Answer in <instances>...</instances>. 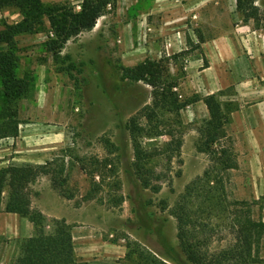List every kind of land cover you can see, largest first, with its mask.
<instances>
[{"label":"rangeland","instance_id":"obj_1","mask_svg":"<svg viewBox=\"0 0 264 264\" xmlns=\"http://www.w3.org/2000/svg\"><path fill=\"white\" fill-rule=\"evenodd\" d=\"M39 2L43 8L77 11L81 0ZM253 4L258 18L246 22L236 0H110L93 28L82 29L54 51L49 48L48 36L53 34L48 31L47 12L30 17L40 21L30 32L9 37V26L22 21L23 15L15 7L0 8V53L13 52L14 72L26 83L24 93L10 103L17 110L18 133L0 138V168L44 166L58 170L57 183L65 180V195L53 186L50 175H40L28 187L31 207L42 212L45 233L51 232L53 219L65 220L79 260L133 264L125 258L127 242L158 254L167 252L168 245H177L176 223L169 209L185 185L207 167V156L196 149L197 128L207 118V109L199 100L183 108L178 121L167 117L173 134L182 138L180 155L170 163L163 158L153 163L154 172L168 173L170 182L153 180L161 184L158 192L143 188L127 171L133 153L125 126L151 102V87L122 79L121 68L188 48L185 57L169 61V81L180 98L204 96L207 90L202 73L208 62L203 49H191L189 44L191 38L192 44L199 45L198 36L206 39L207 49L221 35L226 47L240 49L235 62L226 65L230 83L214 93L222 104L234 108L227 132L239 165L226 174L225 187L229 199L258 202L252 205L253 216L264 218V198L260 199L264 114L257 115L252 109L257 101H264V0ZM179 33L178 41L176 37L170 40L169 35ZM254 53L258 56L255 62V57L250 58ZM244 55L248 70L240 57ZM247 87L254 92L251 101L240 95ZM5 105L0 81V112ZM245 113L253 117L255 126H242ZM105 140L117 147L113 153ZM168 140L167 135L143 136L140 142L152 147ZM104 158L112 160L106 169L114 167L116 174L105 169L104 181L93 190L88 172ZM93 178L101 180L98 172ZM87 192L92 194L89 199ZM7 196L5 187L0 191V264H11L21 242L34 234L29 218L4 211ZM216 228L219 232L212 238L211 249L224 246L231 238L224 224Z\"/></svg>","mask_w":264,"mask_h":264},{"label":"trees","instance_id":"obj_2","mask_svg":"<svg viewBox=\"0 0 264 264\" xmlns=\"http://www.w3.org/2000/svg\"><path fill=\"white\" fill-rule=\"evenodd\" d=\"M109 3L110 0H81L79 10L74 11L71 8H43L39 0H0V8L15 7L23 15L22 21L9 26V37L30 32L40 22L30 17L47 12L48 31L53 34L48 36L49 48L54 51L82 29L93 28ZM236 3L244 21L258 18L254 0H236ZM199 41H202L201 38ZM189 44L192 45L191 49L199 48L198 44H192L191 41ZM189 52L187 48L170 56L156 60L145 58L135 65L121 68L122 79L142 81L151 87V102L141 108L139 116H131L125 126L133 153L127 171L143 188L158 192L161 184L153 180L170 182L171 176L168 173L154 172L153 163L158 158L170 163L180 155L182 138L173 134L167 117L172 116L173 120L178 121L181 110L199 100L204 103L208 113L197 128L196 142L197 151L207 156V167L201 175L185 185L169 209L176 223L177 245H168L167 252L158 254L139 243L127 242L125 258L133 264H264V221L261 217L255 218L252 211V205L258 202L229 199L226 193V174L237 168L233 140L227 133L229 114L234 108L227 103L222 104L213 93L180 98L173 90L174 84L169 81V61H177ZM15 65L16 58L12 51L0 53V81L7 103L0 112V138L16 136L18 133L17 110L10 103L15 96L24 93L26 83L16 76ZM161 135H167L169 140L160 146L144 147L140 142L143 136ZM105 144L109 147V153L117 149L109 140H105ZM110 164L111 159H101L94 170L88 172L92 176L93 190L104 181V171ZM106 170L110 175L116 174L114 167ZM97 172L100 174V182L93 180ZM43 174L50 175L53 186L65 195L62 188L65 180L57 183L60 177L57 169L44 166L0 168V191L5 187L8 190L4 211L29 218L34 228V234L21 242L19 252L11 264H87L76 257L70 226L65 220L53 219L51 232L45 233L42 212L31 207L28 187ZM90 192L85 194L87 199L92 197ZM263 198L264 189L260 196V199ZM221 223L227 227L231 238L224 246L211 249L209 245L219 232L216 227H220Z\"/></svg>","mask_w":264,"mask_h":264},{"label":"crops","instance_id":"obj_3","mask_svg":"<svg viewBox=\"0 0 264 264\" xmlns=\"http://www.w3.org/2000/svg\"><path fill=\"white\" fill-rule=\"evenodd\" d=\"M160 7V6H158ZM159 8H157L156 10H158ZM249 21V20H248ZM246 21V22H248ZM227 34V33H226ZM225 34V35H226ZM176 35V36H175ZM175 35H169L170 40H172L174 37L177 38V41L180 39V33L179 34H175ZM199 38H201V36H198ZM198 38V40H199ZM221 38H225L224 35H221L220 38L218 39H213L212 40V48H206L207 45V41H205V38H201L202 41H198L199 43V48H196L198 50L203 49L204 55L207 59L208 65L205 67L204 72L202 73L204 75V78L202 79L203 83L205 84V88L207 90L206 94H214L217 91H220L224 88V86L227 84H229L230 82L228 81V78H226L225 73H226V65H232L235 62V59L237 57V55L240 53V49L236 50L234 49V47H226V43L223 44V42L220 41ZM190 41L191 38H190ZM230 41V40H229ZM180 45V44H179ZM254 46V45H253ZM240 47V46H239ZM253 48V47H252ZM235 50V51H233ZM202 51V50H201ZM244 53V52H242ZM241 58L244 57L242 60L244 61L245 65L244 68L247 67V63H246V55L244 56H240ZM255 57L254 62L257 60L256 54L254 53V55L250 56V58ZM250 64V62H249ZM247 69V68H245ZM248 70V69H247ZM246 70V71H247ZM246 82V80H244ZM252 83V81H250ZM248 88V89H247ZM245 89L240 90L241 92V98L244 99L245 97L249 98L250 101L253 98L254 92L252 90L251 87H247ZM264 91V89H263ZM261 93V92H259ZM255 111V113H257V115H260L261 112V116L263 117L264 114V101L262 99V101H257L256 104L253 105V108ZM243 112L245 111V109L242 110ZM253 117L249 114V113H245L244 119L242 120V126L244 128H248V127H253L255 126L254 124V119H252ZM262 120V118H261ZM228 133V132H227ZM237 158V155H236ZM238 158H237V166H238ZM264 189V187H263ZM14 214V213H11ZM264 221V218H261ZM264 241V238H263Z\"/></svg>","mask_w":264,"mask_h":264}]
</instances>
